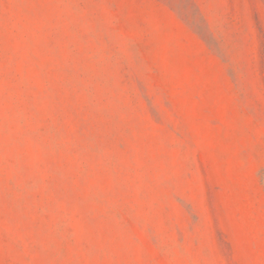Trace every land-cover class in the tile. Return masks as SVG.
Segmentation results:
<instances>
[{
  "label": "rangeland",
  "instance_id": "1",
  "mask_svg": "<svg viewBox=\"0 0 264 264\" xmlns=\"http://www.w3.org/2000/svg\"><path fill=\"white\" fill-rule=\"evenodd\" d=\"M0 264H264V0H0Z\"/></svg>",
  "mask_w": 264,
  "mask_h": 264
}]
</instances>
